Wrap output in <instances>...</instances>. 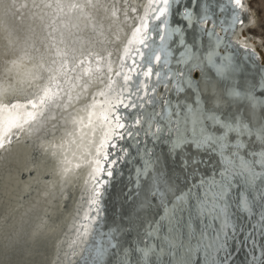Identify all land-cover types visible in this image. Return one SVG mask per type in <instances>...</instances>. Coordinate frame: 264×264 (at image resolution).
<instances>
[{
	"label": "snow or ice",
	"instance_id": "snow-or-ice-1",
	"mask_svg": "<svg viewBox=\"0 0 264 264\" xmlns=\"http://www.w3.org/2000/svg\"><path fill=\"white\" fill-rule=\"evenodd\" d=\"M240 3L227 0L233 8L229 27L243 26ZM148 7L128 40L135 47L125 46L120 56L119 70L113 72L109 62L106 73L100 72L104 57H93L104 89L93 94L85 127L92 126L93 134L102 129L96 155L107 164L95 160L101 175L93 177L90 205L122 175V165H133L130 196L143 192L139 208L155 205L158 211L151 218L125 213L106 231H94L81 262L236 264L239 258L240 264H264V70L247 77V66L231 56L217 63L215 48L225 38L205 25L214 9L227 11L222 0H149ZM119 11L113 6L112 15ZM220 24L229 30L223 20ZM67 55L57 52L61 59L51 61L55 67L47 69L46 85L23 106L31 110L12 118L9 131L35 122L47 107L67 109L88 90L93 69L85 66L87 58L69 66ZM253 56L246 51V57ZM83 77L87 80L78 84ZM161 86L163 95L157 92ZM77 87L81 93L74 98ZM205 155L215 157L211 172L203 170ZM88 231L84 226L82 235Z\"/></svg>",
	"mask_w": 264,
	"mask_h": 264
},
{
	"label": "bare ground",
	"instance_id": "bare-ground-1",
	"mask_svg": "<svg viewBox=\"0 0 264 264\" xmlns=\"http://www.w3.org/2000/svg\"><path fill=\"white\" fill-rule=\"evenodd\" d=\"M251 1L241 0L238 15L243 26L239 24L231 37L254 50L264 62L257 50L264 53V38L253 29L257 9ZM23 4L27 7L22 8ZM75 4L80 7H72ZM148 5L149 0H0V245L2 242L6 247L19 240L20 233L30 225L20 242L30 246L49 242L44 262L47 258L49 264H65L68 257L82 254L92 235L95 220L91 217L99 212L90 205L96 185L93 177L100 176L95 160L104 163L102 156L96 155L102 129L97 127L93 134L92 126L85 127L87 106L93 94L104 89L97 79L100 73L95 71L93 57H104L99 61L100 72L106 73L109 62L113 72L119 70L117 64L125 46L135 47L128 45V40L139 18L150 11ZM113 6L120 9L116 16L112 15ZM132 7L137 9L135 13ZM58 51L68 53L64 58L69 66L73 60L87 58L85 66L93 69L88 90L81 93L77 87L72 96L81 93L80 99H74L67 109L63 104L47 107L35 122L9 131L12 118L31 110L23 106L46 85L47 69L55 67L51 61L61 59ZM86 80L83 77L77 83ZM157 92L163 95V86ZM12 104L20 107L12 110ZM21 172H25L23 177ZM57 210L60 213L53 220ZM84 226L89 230L87 237L82 235ZM17 258L15 254L12 264H26ZM58 259L60 263H56Z\"/></svg>",
	"mask_w": 264,
	"mask_h": 264
},
{
	"label": "water",
	"instance_id": "water-1",
	"mask_svg": "<svg viewBox=\"0 0 264 264\" xmlns=\"http://www.w3.org/2000/svg\"><path fill=\"white\" fill-rule=\"evenodd\" d=\"M218 2H221V0H218ZM222 2L226 4L227 11L224 13H220L218 8H216L214 10L215 15L213 17V20L205 25V27L209 29L215 28L216 34L225 38L224 41H222L220 45L215 48V50L219 53V56L216 57L217 63L220 62L221 57L231 56L233 62L241 63L242 65L247 66V71L245 73L247 77L258 76L260 72L264 70V62H262L260 56L250 47H244L238 41L232 39L231 35L233 34V32H235L236 27L239 25V23L236 24L234 27H229L231 24V15L233 8L232 5L227 4V0H222ZM169 19H170V24H173L174 18L170 17ZM221 20L224 21L223 28L229 29L227 32L222 30V26L220 24ZM205 39L208 38L205 37ZM246 51L254 52L255 56L251 58L246 57ZM199 71L200 70H197L196 74H198ZM204 160L207 161V164L204 166L203 170L205 172H211V170L215 166V157L210 158L208 155H205ZM103 164L104 167H107L105 162ZM132 168L133 165H122V175H117L116 178L112 180L110 186L107 188L106 191L102 188L103 195L98 200L100 206L98 203L95 205V207L99 211L98 212L99 216L97 217V220L93 222L92 233L94 231H106L108 225H111L113 222H119L122 215H124L125 213L140 211L142 216L151 218V216H153L158 211L155 205H153L151 208H148L147 205L143 209L139 208L140 201L144 199L143 192L139 194L138 198L134 196H130V193L133 192V187L129 182V176L132 175L131 172ZM31 172L32 171H29V173ZM24 175L25 172H21V176L23 177ZM182 179L183 177H181V180ZM133 199L136 200L135 204H133ZM93 212L94 210L91 213ZM59 213L60 212L58 210L56 211V213H54L55 217H53V220L57 219L56 215ZM97 224H99V228H97ZM29 226L30 225H27V231L29 229ZM27 231L21 232L19 236L20 237L19 240L16 239L14 242L9 243L6 247H4L3 243L1 242L0 245L1 264L2 263L12 264L13 258H15V254H17L18 256L16 261L20 260L21 262H24L26 264H49L47 258L45 262L43 260V254H45V251L46 253L49 251L50 248L48 245L49 242L48 243L43 242L41 244H37L33 246H30L31 243L20 242L24 240ZM91 238L92 235H89L88 237L89 240H87L85 242V245L83 246L82 254L79 257H75V255H73V258L68 257L67 260L65 261V264H82L80 258L83 255H85L84 249L87 247V244L91 241ZM47 239L48 238H44V240ZM242 255L243 254H241V256ZM58 262L60 263L59 259L57 260L56 263ZM236 264H240L239 258L237 259Z\"/></svg>",
	"mask_w": 264,
	"mask_h": 264
},
{
	"label": "rangeland",
	"instance_id": "rangeland-1",
	"mask_svg": "<svg viewBox=\"0 0 264 264\" xmlns=\"http://www.w3.org/2000/svg\"><path fill=\"white\" fill-rule=\"evenodd\" d=\"M251 5L257 9L256 11V23L254 25L256 31L261 34V36L264 38V0H252ZM257 50L262 55V59L264 61V53L261 51L260 48H257Z\"/></svg>",
	"mask_w": 264,
	"mask_h": 264
}]
</instances>
